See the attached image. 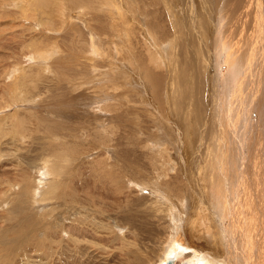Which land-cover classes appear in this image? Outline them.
<instances>
[{
    "label": "rangeland",
    "instance_id": "374dc122",
    "mask_svg": "<svg viewBox=\"0 0 264 264\" xmlns=\"http://www.w3.org/2000/svg\"><path fill=\"white\" fill-rule=\"evenodd\" d=\"M252 1L0 0V264L154 263L175 234L166 193L183 224L207 209L228 263L247 256L235 205L264 208V0ZM226 37L254 40L253 58L241 55L250 74L211 56ZM217 148L227 158L213 169L236 185L232 209L207 196H218ZM254 224L245 230L258 257Z\"/></svg>",
    "mask_w": 264,
    "mask_h": 264
},
{
    "label": "bare ground",
    "instance_id": "6f19581e",
    "mask_svg": "<svg viewBox=\"0 0 264 264\" xmlns=\"http://www.w3.org/2000/svg\"><path fill=\"white\" fill-rule=\"evenodd\" d=\"M161 1V0H160ZM252 1V0H251ZM166 2H167V5L169 6V2H170V0H166ZM166 2H162V3H165L166 4ZM190 2V1H189ZM253 2V1H252ZM256 4L255 5H257V2L256 1H254ZM253 2V3H254ZM159 3V2H158ZM109 4V3H108ZM113 4H115L114 2H113ZM160 4V3H159ZM252 4V3H251ZM254 5V4H253ZM258 6V5H257ZM256 6V7H257ZM113 7V6H112ZM115 8V7H114ZM195 11V10H194ZM120 13H122L121 11H120ZM125 14V13H124ZM124 14H122V16H125ZM131 14H132V12H131ZM173 14H175V11H174V13ZM254 14V13H253ZM258 14V13H257ZM121 15V14H120ZM121 16V17H122ZM174 16V15H173ZM179 16V15H178ZM254 16H255V14H254ZM257 16V15H256ZM259 17V16H258ZM254 18V17H253ZM173 19V18H172ZM178 19H179V17H178ZM255 19H257V18H255ZM263 19V18H262ZM254 20V19H253ZM252 20V21H253ZM128 21V20H127ZM178 21V20H177ZM258 21V20H257ZM176 22V21H175ZM174 22V23H175ZM260 22H262V21H260ZM123 23H124V21H123ZM129 23V22H128ZM256 23V22H255ZM125 24H126V22H125ZM253 25H254V22H253ZM252 25V26H253ZM256 25H258V24H256ZM255 25V26H256ZM260 25V24H259ZM118 26H121V25H118ZM255 26H254V28H255ZM130 27V26H129ZM261 26H259V28H260ZM246 28H247V26H246ZM253 28V27H252ZM252 28H251V30H252ZM253 28V29H254ZM127 29H129L128 27H127ZM257 29H258V27H257ZM247 30V29H246ZM250 29H249V31H251ZM192 31V30H191ZM244 31H245V28H244ZM243 30H242V34H243V32H244ZM261 31H262V29H261ZM263 31H264V29H263ZM257 33H259V31L257 32ZM263 33V32H262ZM249 34H250V32H249ZM248 34V35H249ZM252 34H253V32H252ZM251 34V37H253V39H254V36H255V34H256V31H254V35H252ZM261 34V33H260ZM217 35V34H216ZM240 35H241V33H240ZM247 35V36H248ZM264 35V33L262 34V36ZM203 36V35H202ZM226 36V35H225ZM261 36V35H260ZM261 36V37H262ZM216 37V36H215ZM261 37H258V38H261ZM205 38H206V35H205ZM204 38V39H205ZM236 38V37H235ZM249 38V40H247V38L244 40L243 38H242V40H244L245 42H243L242 44L244 45H241V41H240V45L238 44V43H236V41L234 42V41H232L231 39H230V42H227L228 41V38L226 37L225 38V40H223L222 41V38L221 39H219V38H216V46H217V50L215 49V51L212 53V57L214 56V59H215V57H219L220 58V60H222V58H223V60H225L226 59V61H225V64H224V67L226 68L227 67V65L229 64V62H230V58H234V59H236V62H235V67L233 68V69H235V76L237 77V75L239 74V75H241L242 73H244V74H246L247 72H249V70H251V69H249L250 67H252L251 66V64H250V67L248 66V60H246V59H243L245 56H243V54L244 53H247L248 51H250V47H249V43L251 42V40H252V38L250 39V37H248ZM256 38V37H255ZM258 38L256 39V42H257V40H258ZM264 38V37H263ZM262 39V38H261ZM255 40V39H254ZM254 40H253V44H252V42H251V45H255L254 44ZM231 42L233 43V45H235L234 46V51L233 52H230L229 51V54H228V50H229V48L230 47H232L233 45H231ZM258 42H259V40H258ZM209 43V42H208ZM207 43V44H208ZM202 44V43H201ZM258 44V43H257ZM243 46V47H242ZM255 47V46H254ZM258 47H260V46H258ZM256 48L257 47H255V50H256ZM261 48V47H260ZM259 48V49H260ZM258 49V48H257ZM258 49V50H259ZM251 50H252V47H251ZM257 50V51H258ZM261 50V49H260ZM205 51V50H204ZM201 52V49H200V51H199V54H202V52ZM260 52V51H259ZM258 52V53H259ZM263 52V51H262ZM233 53H236V55L234 56L233 55ZM250 53V52H249ZM249 53H248V55H246V54H244V55H246V57L247 56H250L249 55ZM253 54V53H252ZM255 54V53H254ZM259 54H261V53H259ZM243 56V58H242V56ZM200 56V55H199ZM253 56V55H252ZM256 56V55H255ZM257 57H258V55H257ZM250 58H253V57H251L250 56ZM249 59V58H248ZM261 59V58H260ZM232 60V59H231ZM259 60V59H258ZM264 60V59H263ZM235 61V60H234ZM202 62H203V60H202ZM256 62V61H255ZM262 62V61H261ZM208 63V65H209V62H207ZM215 64H214V66H215V68L214 67H212L208 72L210 73H212L216 68H218V73H219V76H220V72H222V71H220L219 70V63L217 64V62H214ZM257 63V62H256ZM256 63H255V65H256ZM210 64H213V62H212V58H211V63ZM260 64V63H259ZM205 65H206V63H205ZM249 68H248V67ZM242 68H244L245 69V71L244 72H242ZM243 69V70H244ZM246 69H249L248 71L246 70ZM225 71V70H224ZM234 71V70H233ZM124 72V71H123ZM189 73V72H188ZM251 72H249V74H250ZM237 74V75H236ZM216 75V74H215ZM218 75V74H217ZM238 75V76H239ZM214 76V75H213ZM221 76H223V74H221ZM159 77V76H158ZM212 77V76H211ZM242 77V76H241ZM239 78V77H238ZM243 78H247V77H245V76H243ZM249 78V77H248ZM159 79V78H158ZM161 79V78H160ZM239 79H241V78H239ZM250 79V78H249ZM221 80V79H220ZM223 80V79H222ZM228 80V79H227ZM245 81V80H244ZM240 82V81H239ZM202 83V82H201ZM176 85V84H175ZM226 85H228L227 83H226ZM171 87H172V84H171ZM221 87V85L219 84V88ZM227 87V86H226ZM174 88V87H173ZM176 88V87H175ZM218 88V89H219ZM263 88V87H262ZM243 89V88H242ZM207 90V89H206ZM226 90V89H225ZM229 91V90H228ZM260 91V90H259ZM220 92H224V90H222V91H220ZM236 92V91H235ZM221 93V94H222ZM234 93V92H233ZM233 95V94H232ZM218 96V95H217ZM228 96H230L229 95V93H228ZM234 96V95H233ZM209 97V96H208ZM222 96L220 95V97H218L219 99L221 98ZM210 99V98H209ZM228 99H230V98H228ZM233 99V98H232ZM248 99V98H247ZM225 101V100H224ZM210 102V101H209ZM256 102V101H255ZM223 103V102H222ZM222 103H219V104H222ZM253 103H254V101H253ZM258 103V102H257ZM229 104V103H228ZM227 104V105H228ZM237 104V103H236ZM235 104V105H236ZM221 112V111H220ZM223 115L222 113H219V115ZM218 115V116H219ZM225 115H228V114H225ZM237 115V114H236ZM224 116V115H223ZM224 118V117H223ZM222 120V119H221ZM223 120H225V119H223ZM228 120V119H227ZM233 121H235V120H233ZM261 122V121H260ZM222 123V122H221ZM232 123V122H231ZM234 125V124H233ZM231 127H232V125H231ZM223 128V127H222ZM228 128V127H227ZM230 128V127H229ZM211 130V129H210ZM232 130V129H231ZM212 131V130H211ZM214 131V130H213ZM206 132H208V131H206ZM230 132V131H229ZM228 132V133H229ZM212 133H214V132H212ZM231 133V132H230ZM216 134V133H215ZM233 134V133H232ZM236 134H234V136H235ZM240 135V134H239ZM200 138V137H199ZM224 138V137H223ZM227 138V137H226ZM230 138V137H229ZM261 138V137H260ZM194 139V138H193ZM201 139V138H200ZM221 139V138H220ZM195 140V139H194ZM212 141V140H211ZM226 140H224V142H225ZM231 141V140H230ZM191 143V142H190ZM223 143V142H222ZM226 143V142H225ZM230 143V142H229ZM182 144V143H181ZM243 144V143H242ZM192 145V144H191ZM196 145V144H195ZM225 145V144H224ZM218 146H219V144H218ZM248 146H250V145H248ZM253 146V145H252ZM251 147V146H250ZM254 147V146H253ZM212 148V147H211ZM222 148V147H221ZM224 149H225V147H224ZM229 149V148H228ZM210 150L211 149H209V147H208V152H210ZM230 150V149H229ZM230 152V151H229ZM213 153H214V156H213V160H215V161H213V160H211L210 159V161H211V163L209 164L211 167H212V169L213 168H215V164L217 165V161H216V157L217 158H219V157H223V158H225L226 156H225V151L224 150H222L221 151V149L219 148H217V151L216 150H213L212 151V155H213ZM205 154V153H204ZM206 155H207V153H206ZM210 155V154H209ZM245 156V155H244ZM201 157V156H200ZM204 157V156H203ZM208 157V156H207ZM227 158V157H226ZM201 159V158H200ZM204 159V158H203ZM206 159H208V158H206ZM238 159H240V158H238ZM245 159V158H244ZM209 160V159H208ZM208 160H207V162H208ZM220 160V159H219ZM228 160V159H227ZM226 161V160H225ZM233 161V160H232ZM238 161V160H237ZM228 162V161H227ZM186 163V162H185ZM219 163V162H218ZM248 164V163H247ZM206 165H207V163H206ZM221 165V164H220ZM244 165V164H243ZM262 165H264V164H262ZM202 167V166H201ZM205 167V166H204ZM203 167V168H204ZM217 167V166H216ZM218 167H219V165H218ZM221 167V169L219 168L218 169V171L216 172L214 169V171L215 172H211V180H210V182H211V186L213 187V189H215L216 190V192H217V195L218 196H210V194H207L206 192V194H207V196L209 197V201H211V203H215V202H217L218 204H216V205H223L224 207H231L230 209H232L234 206H231V204H232V202L234 201V203L236 202V200H234V198H233V196H229V194H230V190L231 189H233L232 187H234V186H236V185H234V186H232V184H231V181H233L232 180V177L230 178V179H227L226 178V176L224 175V173H222V171L223 172H228V170H226L223 166H220ZM260 167V166H259ZM200 169H202V168H200ZM217 169V168H216ZM199 170V169H198ZM245 171V170H244ZM248 171V170H247ZM200 172V171H199ZM203 173H204V171H203ZM203 173H201V176L202 175H204L205 176V174H203ZM209 173H210V171H209ZM207 174V175H210V174ZM264 173V172H263ZM228 175V174H227ZM199 176V175H198ZM200 177V176H199ZM198 177V178H199ZM249 178V181L251 182V176H248ZM233 178H235V177H233ZM247 178V177H246ZM257 178H259V177H256V179ZM190 179V178H189ZM204 179V178H203ZM253 179V178H252ZM261 179L263 180V177H261ZM197 180V179H196ZM229 180H230V186H228V184H227V182H229ZM238 180V179H237ZM237 180H236V183H237ZM254 180V179H253ZM243 181V180H242ZM208 182V181H207ZM244 182V181H243ZM257 182L259 183V181H258V179H257ZM257 182L255 183V184H257ZM193 182H191V183H187V185L185 186V187H189V184H192ZM196 183H198V181L196 182ZM232 183H234V182H232ZM250 184V183H249ZM208 185V184H207ZM206 185V186H207ZM242 185V184H241ZM246 185V184H245ZM251 185H252V182H251ZM55 186V184L54 185H52V188ZM149 186V185H148ZM210 186V185H209ZM210 186V187H211ZM238 186V185H237ZM250 186V185H249ZM150 187V186H149ZM203 187V186H202ZM201 187V188H202ZM208 187V186H207ZM252 188L254 187V184H253V186H251ZM258 187V185H256V188ZM174 188V187H173ZM179 188V187H178ZM205 188V187H204ZM203 188V189H204ZM241 188V187H240ZM261 188V187H260ZM181 189V188H180ZM179 189V190H180ZM190 189H191V186H190ZM196 189H199V188H196ZM234 189H236V188H234ZM245 189H247V187L245 188ZM248 189H249V187H248ZM178 190V191H179ZM187 191H188V189H186ZM238 190V189H237ZM241 190V189H240ZM240 190H238L237 191V194H239L240 193ZM251 190H254V189H251ZM182 191V190H181ZM192 190H190L189 192H191ZM194 191V190H193ZM246 191V190H245ZM263 191H264V189H263ZM262 191V192H263ZM154 192H156L157 194L159 193L158 191H156V190H154ZM163 192V191H162ZM189 192H187L188 194H189ZM232 192H234V196H235V194H236V191H234V190H232ZM252 192V191H251ZM259 192L260 193H262L260 190H259ZM166 193V192H165ZM174 193V192H173ZM181 193V192H180ZM192 193V195L194 194V192H191ZM201 193V192H200ZM248 192H246V194H247ZM253 193V192H252ZM251 193V194H252ZM260 193H257V191H256V195L258 194V195H260V196H258V200L260 199L259 197H261V194ZM167 194V193H166ZM166 194L165 195H163L162 197L163 198H161V197H158V199L160 198V199H162L163 201L165 200L166 201V203H170L172 206H173V208H175V210H172V212L171 211H168V209H166V214H167V216L169 215V213L171 214V217H170V220L168 221V223H171V225H173V228H174V230L173 231H175V234H174V236L172 237V238H170V240H169V242L167 243V244H165V246L164 247H159V248H161V250H162V248H163V252L160 254V252L159 253H156L155 255H157L158 257V260L157 261H155L154 263H150V264H230V263H228V261H227V259L224 257L225 255L228 257V253L227 254H225L224 256H223V251H224V249L221 247L222 245H220V243H219V241H218V239H217V237H215L216 235V233L214 234V237L215 238H211L212 236H209L208 237V234L210 233V230L213 232V231H215L216 232V230H213V228L212 229H210V224H209V222L211 221L210 220V217H206L207 215L205 214V212L207 211V209H206V207H205V211L203 212V215H202V209H201V211L199 210L200 208H199V206H200V204L199 203H197V206H198V204H199V206H198V208H197V206H196V208L197 209H192V214H193V216L191 215V213L189 214H187V215H185L186 217V219L184 220L186 223L185 224H183L182 222H180V221H177V219L175 218V216H176V214H178V220H180L179 218L181 217V208H182V204L179 206V205H174V199H172V198H170V197H165L166 196ZM169 194V193H168ZM167 194V195H168ZM197 194V193H196ZM236 194V195H237ZM240 194H242V193H240ZM244 195L243 196H245V192L243 193ZM254 194H255V190H254ZM159 195V194H158ZM190 196H191V194H189ZM202 195V194H201ZM213 195V194H212ZM247 195H250L249 193L247 194ZM246 195V196H247ZM160 196V195H159ZM170 196V195H169ZM187 194H186V200H185V202L187 201ZM198 196V195H197ZM243 196H242V198H243ZM204 197V196H203ZM247 197H249V196H247ZM250 197H251V195H250ZM254 197H255V195H254ZM253 197V198H254ZM263 197H264V195H263ZM179 198H182V196L180 195V197ZM184 198V197H183ZM197 198V197H196ZM196 198H193V199H196ZM199 198H200V194H199ZM206 198L207 197H205V200H206ZM237 198V197H236ZM242 198L240 199L241 201H242ZM201 199H202V196H201ZM217 199H219V201H215V200H217ZM244 199H245V197H244ZM243 199V200H244ZM246 199H249V198H246ZM204 200V199H203ZM204 200V201H205ZM189 201H191V200H189ZM188 201V202H189ZM198 202H199V200H197ZM197 201H195V203L197 202ZM201 201V200H200ZM241 201H239V199H238V201H237V203L238 202H240V205H241ZM259 201H261V199L259 200ZM193 202V201H192ZM207 202V201H206ZM247 202V200L246 201H243L242 203H246ZM194 203V204H195ZM201 203V202H200ZM176 204H177V202H176ZM192 204V203H191ZM207 204V203H206ZM247 205L248 204H250V203H246ZM258 204V203H257ZM260 204V203H259ZM263 204V203H262ZM189 205V204H188ZM212 205V204H211ZM238 205V204H237ZM237 205H235L236 207H237ZM264 205V204H263ZM192 206V205H191ZM207 206V205H206ZM187 207V206H186ZM209 207V206H208ZM211 207V206H210ZM209 207V208H210ZM235 207V210H242V212L241 213H239V211H238V213H236L238 216H237V219L238 220H240L241 221V223H242V227H244L243 229L244 230H242L241 228H239V229H241V233L243 234V232H244V235H243V237L242 238H240V239H243L244 240V242L245 243H243L244 245L246 244V245H248V247L249 248H247V250H246V254H247V256H244V251H243V253L240 255V254H238V253H232V255L233 256H235V258L236 259H238L239 257L241 258L240 259V262H238V264H251V259H252V264H261V261H262V264H264V248H262V246H261V251L259 252V254H258V257H256V255L254 256V254H252V253H250V252H252V246H253V242H252V240H250V239H252V236H251V232H252V229L254 228L255 229V224H254V219H256V222H257V224H260V226L261 227H264V208H253V209H251V207L248 205L247 206V208H245L246 207V205H242V207H241V209H237ZM192 208H194V207H192ZM204 208V207H203ZM215 208H216V206H215ZM243 208H244V210H243ZM185 209V208H184ZM184 209H183V211H184ZM220 209H222L221 207H220ZM258 209V211L260 212L261 211V213H259V212H257V213H255L254 211L255 210H257ZM204 210V209H203ZM225 210V209H224ZM188 211V210H187ZM213 211V210H212ZM164 213H165V211H163ZM208 212H211V211H208ZM220 212V211H219ZM213 213V212H212ZM211 213V214H212ZM215 213V212H214ZM213 213V214H214ZM184 214V213H183ZM231 214V213H230ZM233 214V213H232ZM251 214V216H249V217H252V218H254L253 220L251 219L250 221H253V223L252 222H247V219H246V217H248L247 215H250ZM203 217H206L207 219L206 220H204L203 219ZM188 218H189V220H190V223H188ZM212 219H213V217H211ZM216 218V217H215ZM236 218V217H235ZM250 219V218H249ZM221 220V219H220ZM216 221V220H215ZM214 221V222H215ZM230 221V220H229ZM231 222V221H230ZM212 223V222H211ZM226 223V222H225ZM240 223V224H241ZM213 224H215V223H213ZM226 224H228V223H226ZM236 224V223H235ZM209 225V226H208ZM248 225H252V229L250 230L249 229V231H250V234H248L250 237L248 238L246 235H245V233L248 231V229H247V231L245 230L246 228H248L249 226ZM253 225H254V227H253ZM191 226V227H190ZM212 226H214V225H212ZM218 226V225H217ZM216 226V227H217ZM228 226V225H227ZM226 226V227H227ZM237 226V225H236ZM189 227L193 230L191 233L188 231L189 230ZM226 227H224L225 229H226ZM233 227V226H232ZM240 227V226H239ZM251 227V226H250ZM169 231L171 230V226H169ZM215 228V227H214ZM223 228V227H222ZM223 228V229H224ZM229 229V228H228ZM236 229H237V227H236ZM239 229H237L238 231H239ZM257 230V229H256ZM220 231V230H219ZM232 231V230H231ZM249 231L247 232V233H249ZM203 232H206V234L205 233H203ZM208 232V233H207ZM226 231H224V233H225ZM237 232V231H236ZM258 232H261V230H259V228H258ZM218 233V232H217ZM221 233H223V232H221ZM241 233H239V234H241ZM246 233V234H247ZM196 234V235H195ZM255 234H257V232L255 233ZM259 234V233H258ZM263 234H264V232H263ZM199 235V236H198ZM220 235V234H219ZM225 235V234H224ZM194 236H198V238H194ZM258 236V235H257ZM257 236H253V237H257ZM263 236V235H262ZM263 238V237H262ZM223 239V238H222ZM253 240H254V242H255V239L253 238ZM223 241V240H222ZM232 241V240H231ZM238 241V240H237ZM258 241V240H257ZM260 241V240H259ZM261 241H264V239L262 240L261 239ZM260 241V242H261ZM162 243V242H161ZM225 242L223 241V243L222 244H224ZM259 242H257L255 245H257ZM157 244V243H156ZM160 244V243H159ZM264 244V243H263ZM162 245V244H161ZM242 245V244H241ZM240 245V246H241ZM259 245V244H258ZM230 246V245H229ZM228 246V247H229ZM243 246V245H242ZM242 246H241V248H242ZM227 247V248H228ZM234 247V246H233ZM221 248L223 249V251H222V253H221ZM239 248V247H238ZM234 250L233 251H236L235 249H236V247L235 248H233ZM259 249V248H258ZM245 250V249H244ZM232 251V250H231ZM239 251V250H238ZM225 253L227 252V251H224ZM256 252V251H255ZM151 254V253H150ZM230 254V253H229ZM245 254V255H246ZM149 256V255H148ZM230 256V255H229ZM249 256H251V259H248L249 258ZM150 258V257H149ZM230 258V257H229ZM144 259V261H146L145 260V258H143ZM150 259H152V258H150ZM231 260L233 259L232 258V256H231V258H230ZM230 259H228V260H230ZM149 260V259H148ZM148 260H147V262H148ZM230 260V261H231ZM179 261V262H178ZM237 261V260H236ZM235 261V262H236ZM142 262V261H141ZM138 264V263H137ZM143 264V263H142ZM145 264V263H144ZM147 264V263H146ZM233 264H235V263H233Z\"/></svg>",
    "mask_w": 264,
    "mask_h": 264
}]
</instances>
